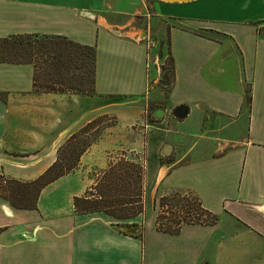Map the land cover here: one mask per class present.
<instances>
[{
  "label": "crops",
  "instance_id": "crops-1",
  "mask_svg": "<svg viewBox=\"0 0 264 264\" xmlns=\"http://www.w3.org/2000/svg\"><path fill=\"white\" fill-rule=\"evenodd\" d=\"M205 31L224 36L215 41ZM12 35L95 47L96 94L37 95L30 64L0 63V173L32 182L89 122L109 115L116 126L81 154L74 171L41 190L36 210L0 199V264H264V0H0V41ZM165 50L173 81L156 121L149 104L160 95L148 88L157 84ZM178 105L189 114L172 116L177 123L194 112L213 115L238 134L200 156L198 144L177 155L164 119ZM137 123V132H125ZM122 146L144 150L147 198L150 191L153 202L191 193L217 223L185 225L177 236L157 231L156 216L144 222L145 213L123 222L77 215L74 198ZM165 146L171 152L163 157Z\"/></svg>",
  "mask_w": 264,
  "mask_h": 264
},
{
  "label": "trees",
  "instance_id": "trees-1",
  "mask_svg": "<svg viewBox=\"0 0 264 264\" xmlns=\"http://www.w3.org/2000/svg\"><path fill=\"white\" fill-rule=\"evenodd\" d=\"M201 35L215 41L222 40L224 36L214 31H205ZM59 47H64L65 59L62 55L56 54L55 50ZM95 50V47L81 46L59 36L12 35L0 41V63L30 64L33 69L34 94L93 96L96 94L93 86ZM169 65L172 84L174 65L171 57H169ZM38 71L41 72V78ZM249 101L250 96H247L245 102L249 104ZM100 118L89 122L79 133H87ZM75 138L76 134L70 136L57 150L54 164L32 182L16 181L0 173V199L6 201L15 210H36V201L41 190L74 171L81 154L99 140L98 136L97 139L86 143L84 148L78 151L75 162L60 165L61 149L67 147ZM124 157L123 153L121 158H117L118 160L111 158L108 166L98 174L96 178V181L99 180L98 183L94 187L93 185L89 187L84 196L74 198L73 207L77 215L101 213L117 222H123L133 220L145 213L147 195L143 186L144 166L137 160ZM123 165L128 167V174L123 170ZM131 170L132 175H130ZM158 199L154 224L155 229L162 234L178 236L185 225L213 226L219 220L216 215L204 209L198 198L191 193L173 192ZM172 201H176L177 210L170 205L169 202ZM166 215H171V218H166Z\"/></svg>",
  "mask_w": 264,
  "mask_h": 264
},
{
  "label": "rangeland",
  "instance_id": "rangeland-1",
  "mask_svg": "<svg viewBox=\"0 0 264 264\" xmlns=\"http://www.w3.org/2000/svg\"><path fill=\"white\" fill-rule=\"evenodd\" d=\"M55 52L56 54L62 55L65 59L66 55L64 53V47H59L58 49L55 50ZM166 52L167 51L165 50L161 54L159 51L161 55L160 63L162 64L161 68H159L160 69L159 79L157 80V84L155 86L153 85V82H150L151 86L149 85V88H148L149 89L148 92L151 93V95L153 93H158L160 95L159 99L149 104L148 118L150 117V119L152 118L150 115V110H153L155 108L166 109L168 107L167 106V102H168L167 93L171 85V76H170L171 73L169 69L170 68L169 59H168V55L166 54ZM37 73L38 75H40L39 78H41V72L38 71ZM105 116L106 115H104V117L101 116V118L98 119V122H96L88 130L87 133H79L80 131L74 133L76 134L75 140H73L67 147H65L64 149H61L60 151V158H61L60 165L64 163L71 164L75 162L78 156V151L83 149L86 143H88L90 140H94L95 138L97 139L98 136L100 139L102 135H104L105 132L111 127L110 125H112L113 127L116 126V121L113 118V116H109V115L106 117ZM219 120L220 119L218 117H214L213 115H211L208 118L202 119L199 117V115L196 114V112H194V114L192 115L190 119L180 124L174 120V118L172 117L170 113H168L167 118L164 119V126H166V129L168 130V133H169L167 142L168 144L172 145L176 149L175 153L177 155L178 154L180 155V153L182 152H186V150H190L191 146L196 145V144H198L196 145L198 146V148L197 149L195 148V151L197 152L198 156H200L199 154L203 153L206 148L210 150L211 147L214 149L213 146H215V149L217 150L219 149V145L222 143L223 140L226 142L227 141L233 142L234 138L238 134L236 131H232L230 127L226 129L225 128L221 129L219 125ZM139 124L140 123H137L136 125L129 127L127 131L125 132L127 134L132 131L137 132L141 128V125ZM118 150L119 151L116 150V152L111 151L109 160L111 158L118 160L117 158L118 157L121 158V154L124 153L125 159L137 160V162H139L140 165L144 166V162H143L144 160L142 158V152L144 150L141 151V153L139 154H135L131 152V150L128 147H124V146H122V148H119ZM188 158L190 159L194 157H192L191 155ZM127 168H128L127 166L123 165V170L128 174L129 172ZM132 174H133V171L131 170L130 175ZM96 180L97 179L94 178V182L93 184H91V186L93 185L94 187L98 183L99 180L98 181ZM153 197H154L153 193L152 191H150V194L146 202L145 217L141 215L142 218L144 219V222H147L148 220H150V218L157 215V204H158L157 202L159 199L157 198V200L153 202L154 200ZM169 203L170 205H172L173 209L177 210V207H175L176 201H172ZM165 217L171 218V215H166ZM153 226L155 227L154 223H153ZM124 230L132 231L131 229L127 230L126 228H124Z\"/></svg>",
  "mask_w": 264,
  "mask_h": 264
},
{
  "label": "water",
  "instance_id": "water-1",
  "mask_svg": "<svg viewBox=\"0 0 264 264\" xmlns=\"http://www.w3.org/2000/svg\"><path fill=\"white\" fill-rule=\"evenodd\" d=\"M160 2H165L166 4H177V3H188L193 2L195 0H157ZM189 114V107L187 105H178L175 108L172 109L171 115L176 118L177 120L183 121L188 117ZM153 119L158 121L161 118L164 117V111L163 109H156L153 112ZM171 152L170 146H165L163 150H161L160 154L165 157Z\"/></svg>",
  "mask_w": 264,
  "mask_h": 264
}]
</instances>
